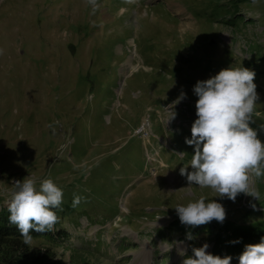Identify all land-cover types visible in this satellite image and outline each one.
I'll use <instances>...</instances> for the list:
<instances>
[{"label":"rangeland","instance_id":"1","mask_svg":"<svg viewBox=\"0 0 264 264\" xmlns=\"http://www.w3.org/2000/svg\"><path fill=\"white\" fill-rule=\"evenodd\" d=\"M98 3L93 15L87 0H0V210L16 181L51 179L74 210L71 242L29 243L61 264H183L205 243L224 257L209 233L187 239L175 207L203 197L224 206V223L257 218L264 176L251 177L258 200L233 202L187 188L180 168L194 154L193 87L224 68L256 73L250 126L264 143V0Z\"/></svg>","mask_w":264,"mask_h":264},{"label":"clouds","instance_id":"2","mask_svg":"<svg viewBox=\"0 0 264 264\" xmlns=\"http://www.w3.org/2000/svg\"><path fill=\"white\" fill-rule=\"evenodd\" d=\"M131 3L133 0H126ZM94 15L101 5L98 0H87ZM256 73L249 68H224L207 80L197 81L193 87L198 97L196 119L191 126V138L185 143L194 147L188 167L180 168V175L186 177L188 187L196 185L210 188L221 199L236 201L239 194H247L259 199V193L251 187V177L264 176V143L258 138V131L250 125L255 123L252 113L259 100ZM186 98L181 93L172 104ZM177 113L169 109L168 121ZM264 130V125L259 126ZM183 153H181L182 155ZM34 177L15 182V190L8 203L9 223L15 225L25 244L32 239L30 231L44 233L55 230L60 217L56 209L63 204V190L53 180L44 179L36 186ZM74 197L72 207L80 203ZM252 207L255 209V205ZM175 211L180 223L197 227L211 221L223 223L226 210L216 200L205 202L201 197L197 202L177 205ZM160 219V218H158ZM187 239H192L191 233ZM234 241L233 243H238ZM209 245L193 248V255L184 259L183 264H231L232 257L213 255L207 251ZM180 255H185L181 250ZM239 264H264V237L257 244L245 245L239 255Z\"/></svg>","mask_w":264,"mask_h":264},{"label":"trees","instance_id":"3","mask_svg":"<svg viewBox=\"0 0 264 264\" xmlns=\"http://www.w3.org/2000/svg\"><path fill=\"white\" fill-rule=\"evenodd\" d=\"M55 211L56 214L61 215L55 230L44 233L32 230L30 231L32 239L43 238L56 244L71 242L72 234L68 231L63 219L65 215L72 214L74 210L71 207H61ZM70 211L72 213H69ZM258 213L259 217L257 218L246 215L237 222L227 221L223 224L216 221L217 223L210 222L206 225L187 228V230L189 229L192 235H197L199 232L209 233L215 247L224 256L241 254L245 245L257 244L264 237V213ZM9 215L8 210H0V264H61L56 255L46 252V250L44 252L35 250L30 243L25 244L18 228L9 223ZM73 223L80 225L78 221ZM234 241L239 242L233 243Z\"/></svg>","mask_w":264,"mask_h":264}]
</instances>
